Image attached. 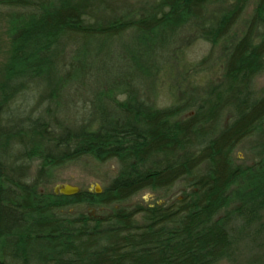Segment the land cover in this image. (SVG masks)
<instances>
[{
    "label": "trees",
    "instance_id": "trees-1",
    "mask_svg": "<svg viewBox=\"0 0 264 264\" xmlns=\"http://www.w3.org/2000/svg\"><path fill=\"white\" fill-rule=\"evenodd\" d=\"M72 1H0L11 26L0 89V264L232 262L239 234H264V141L253 150L254 166L234 157L264 130V94L256 89L264 75V0H157L137 19L107 24ZM189 35L225 55L223 78L204 96L156 108L142 91L180 59L176 48ZM128 36L141 51L108 84L100 76L105 47ZM91 41H100L97 50ZM31 88L53 109L13 110ZM84 158L115 161L111 184L102 194L56 195L57 172ZM180 181L181 198L126 206L145 192L168 194Z\"/></svg>",
    "mask_w": 264,
    "mask_h": 264
},
{
    "label": "rangeland",
    "instance_id": "rangeland-1",
    "mask_svg": "<svg viewBox=\"0 0 264 264\" xmlns=\"http://www.w3.org/2000/svg\"><path fill=\"white\" fill-rule=\"evenodd\" d=\"M79 1L80 0H73L72 3H78ZM156 1L157 0H82L80 3L83 6L96 10L98 21L107 24L110 21L126 17L137 19L143 16L147 9ZM7 10L8 9L0 7V89L10 60L11 26L6 16V14H8ZM253 10L254 4L250 6L243 21L236 27L234 33L235 37H240L244 34L246 30L245 22L250 18ZM183 40L184 42L179 44L176 48V52L180 53V59L175 60V62L172 60L171 64L160 72L155 85L149 84L145 86L142 91L143 96L156 108H167L177 105L190 94L204 96L212 88L216 87L223 78L225 55L219 49L217 51H211V47L195 35H189ZM117 41L118 42H108L104 51L106 54L110 53V57L107 58V70L104 72L101 71L100 76L102 79L106 80L108 84L114 83L115 79L122 78L126 70H130L128 62H130L129 58L133 55L132 53L141 51L139 41L136 39L134 40L133 36H128L123 40ZM99 43L100 41H91L92 46L90 48L93 51L97 50ZM98 65L99 63L97 61V66ZM95 87H98V85L96 84L93 89ZM256 89L261 94H264V75L257 79ZM37 91L38 90L31 88V93L33 95L31 93L28 95L21 94L12 103L11 106H13V110L16 109L28 115H45V110H52L53 106L49 108L48 104H40V101L36 98ZM90 98H92L91 95ZM116 98L118 102H122L126 99L123 95ZM71 110V114L76 112L73 109ZM190 113L191 111H189L188 115ZM263 141L264 130H261L255 137L243 141L237 147L234 154L237 164L247 167L254 166L255 156L253 150L262 144ZM117 171L118 164L115 161L102 165L91 158H84L62 167L56 174L57 181L52 189L54 190V188L59 185L70 184L81 188V190L96 193V187L99 186L103 193L115 178ZM185 185V181L178 182L168 194L163 192H145L133 197L126 206L129 209H133L139 206L167 204L171 202V200L181 198L182 190ZM240 227V224L236 226L238 230H240ZM253 230L255 229H246L241 236L239 234V239L234 247V258L232 262L222 264H264V234L259 235L257 239H255L251 237V231Z\"/></svg>",
    "mask_w": 264,
    "mask_h": 264
},
{
    "label": "water",
    "instance_id": "water-1",
    "mask_svg": "<svg viewBox=\"0 0 264 264\" xmlns=\"http://www.w3.org/2000/svg\"><path fill=\"white\" fill-rule=\"evenodd\" d=\"M96 194H101L102 190L101 187L97 186L96 187ZM54 193L56 195H62L66 197H74L77 196L81 193V188L77 186H73L70 184H64V185H59L54 188Z\"/></svg>",
    "mask_w": 264,
    "mask_h": 264
}]
</instances>
